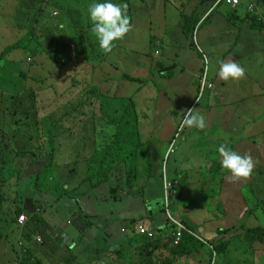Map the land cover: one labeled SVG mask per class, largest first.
Wrapping results in <instances>:
<instances>
[{
    "label": "crops",
    "instance_id": "crops-1",
    "mask_svg": "<svg viewBox=\"0 0 264 264\" xmlns=\"http://www.w3.org/2000/svg\"><path fill=\"white\" fill-rule=\"evenodd\" d=\"M245 2L243 0L240 11L246 10L247 12ZM246 12L245 14H247ZM250 18L249 15L244 25L239 27L226 20L224 16L223 19L211 24L212 18L209 17L205 20L206 22H200L201 25L199 24L197 28V30L200 28L199 39L197 41L194 39L193 43L189 39L187 47H184L186 39L181 31H179V37H176L174 42L159 33L155 38L153 51H149L148 55L141 58L142 63H145V69L152 67L154 70V75L150 78L153 86L147 88L145 83H139L140 87L138 86L139 90L136 92L137 95L141 94L143 97H154L150 99L151 104L154 106L155 103L160 112L159 116L165 117L156 126L154 119H149L153 116H143L139 127L141 134L148 144L156 142L160 134L164 136L166 142H170L187 110L195 106L202 93L200 77L204 72L205 63L198 53L199 49L202 48L209 57L210 77L215 88L214 90H206L200 103L196 105L198 106L196 111L203 115L206 120V127L204 130L188 127V136L185 141L194 145L206 141V147L215 143L208 154H199L202 157L199 158L200 164L208 162L206 170L213 173L212 178L205 179L203 177L205 173L203 165L200 167L194 165L193 169L189 168V160L196 157L197 154L195 155V153L187 158H181V153L178 154L174 160L176 163L173 161L170 164L169 172L171 171L175 176L172 178L174 182L182 188V190H178V195L172 197L171 210L175 216L179 217L186 225L191 224V229L209 241L222 238L221 231L230 229L231 233L226 236L229 240L227 243L229 247L227 248L230 249V252L226 257L218 254L216 264H264V243L257 247L249 241L255 228L262 227L264 229L260 215L257 218L256 214L253 217L249 214L251 208L261 209L260 204L264 199L258 200L257 205L253 207L250 205L251 200L245 193L246 190H260L259 186L252 182L251 177L242 181H232L231 174L222 168V158L218 153V147L221 144H226L229 147L238 140L235 138V132H238L237 128H234L235 134L229 135L226 131L231 121L236 124H243L242 117H245L243 114L245 107L239 105L237 101L243 99L261 101L260 99H262L261 96H253V91L257 85L251 82V75L256 76L252 73L251 67L258 65V61L262 60V55L259 58L251 53L256 52L254 50L255 45L258 47L257 51L264 49V45L260 40L256 41L254 38L256 32L251 35L248 31ZM243 19L244 17H240L239 20L243 21ZM160 27L158 26V29L155 30L149 24L143 33L145 34L149 30L151 33L160 32L162 30ZM177 27H179L178 29L183 28L181 24H177L175 28L170 30H175ZM238 28H242V30ZM244 46H249L250 50H247L242 56H237L239 58L236 61L245 68V77L238 81L222 80L218 76L220 62H226L234 52ZM125 62L126 60H122L119 64L124 65ZM261 65H264L263 61ZM140 72V76H142L144 72ZM258 76L262 75L258 73ZM133 91L134 89L131 90V92ZM203 100L205 101L201 105ZM233 105L237 107V113L231 115L234 112L231 111ZM234 116L238 120L234 119ZM238 121L239 123H237ZM209 129L212 130L211 133ZM167 132H170L172 136L167 138ZM259 136L261 143H264V133ZM261 146L258 148L259 150L262 149L263 146ZM201 150V148H196V151ZM164 156L165 154H156L154 158L155 169L153 167L139 168L137 182L131 190L126 187L125 181L118 183L117 177L112 180L111 184L101 185L102 181L99 178L85 177L87 172L90 174V168L85 166L78 172L75 166L70 167L69 165L67 168L69 173L65 177L64 186L71 184L69 185L71 192L73 189L76 191L70 193L71 195L68 197L65 196L62 200V197L59 198L62 196L59 192L52 195L59 189V186L48 187L50 193L46 191L44 196L54 200V202L62 201L64 211L62 214L58 212L48 213L47 219L42 218L41 213L45 211L37 199L35 200L31 196L25 199L20 197L11 199L7 198L5 194L6 201L1 206L0 211L2 229L7 233V237L12 230L13 232L18 230L19 234L17 251L15 247L11 248L10 259L12 261L9 259L10 264H23L21 258L18 260V255L27 249L42 264L209 263L212 259L211 249L199 244L200 241L196 238L185 235L180 248H176L174 245L176 229L169 222L164 210L165 189L162 177ZM255 161L256 168L253 175L259 172V176H264V153L258 154ZM172 164L173 170L170 168ZM48 166L50 167V165ZM45 167H41V172ZM214 171L217 172V177L214 176ZM39 174L28 176L22 174L20 177L26 181ZM187 176H194V178L190 180ZM124 178L125 176H123ZM56 179L63 181L61 174L55 173L52 181L54 182ZM89 179L94 180L93 184L96 188H91L90 183L92 181ZM217 179L220 180L221 184H213ZM80 180H82V185L78 187ZM117 183L118 185L114 186L115 194L112 195L111 185ZM183 183L184 187L182 186ZM185 184L188 185L187 188ZM36 186V184L30 186L33 188L32 192H37ZM208 189L216 195V197H212L217 203L212 202L208 205L207 198L202 197L201 192L204 193ZM4 193L6 192L4 191ZM194 193L201 194L200 201H197V195ZM193 196L196 197L195 201L192 199ZM182 203H185L186 206L191 203V207H184ZM17 211L21 212L19 216H26L25 227L28 226V228L23 230V226H19ZM59 217L63 218L59 219ZM37 218L42 220L43 226L35 223ZM136 225H145L151 229H157L156 239L150 241L147 237L137 233L134 230ZM68 226L74 227L75 238L67 230ZM38 227H45L46 236L50 239H55L59 237L61 232H64L71 244L64 246L63 249H61V244L59 246L55 244L52 248L48 245L38 244L35 236L42 237L36 231ZM124 228H126L125 232H123ZM32 230L35 232L32 234L36 235L32 237L31 241H28L24 237L25 233L26 231L31 233ZM1 238L4 236L2 235ZM195 239L199 242H195ZM182 246L185 247L182 249Z\"/></svg>",
    "mask_w": 264,
    "mask_h": 264
},
{
    "label": "trees",
    "instance_id": "trees-1",
    "mask_svg": "<svg viewBox=\"0 0 264 264\" xmlns=\"http://www.w3.org/2000/svg\"><path fill=\"white\" fill-rule=\"evenodd\" d=\"M9 1L10 0L3 1V3L6 4V9L3 8L5 9L3 13L5 15L7 14L6 17H9L8 14L10 11H12L10 14L12 17L15 13H19L18 9L24 3L27 5L38 4V6L35 5L39 10V13L36 15V18L39 19L36 21V23H38L39 20L43 21V18L48 12L45 11V8H47L46 3L49 0H12V6L7 4ZM118 1L119 3L123 2L124 4H128V14L132 17V22L136 21L138 23V19L141 20L139 16L140 11L148 14V17L143 25L137 26L132 23L134 25L133 31L130 32L123 40L117 41L116 46L110 54H104L102 52L99 47V42L93 33L92 34L96 39L97 46L92 45V51H90V48H87L84 42L81 40L74 41V48L69 45H63L55 39L49 45L48 40H46L45 43L37 42V45L34 42L35 30L33 28H31L30 31H27L21 39L17 40L13 38L12 40L15 41V43L8 45L5 48L0 45V94H11L13 98L18 95V93L22 94L26 92L31 98L28 99V105L22 109L21 117H18V114L21 113V108L19 105L16 110H7L6 112L3 111V105H1L0 122L3 120L4 124L9 126L15 125V127H19L20 130L23 131L30 130L32 132V129L34 130V135H32L29 140H24L21 138L22 133H16L13 128H10V133L7 134L4 131V125H2V123L0 124V164L2 163L4 167L6 166L4 170L0 167V211L1 206L6 201L3 187L6 185V182L9 181V177H11L9 174H11L13 177H17V179L20 180L22 172L39 159H45L48 165L54 166L56 163V157L58 156V164L65 163V157L71 156V154L65 153V151L68 150V148L65 146V141L69 140L70 137L77 138V142L73 141L71 142V145L75 151L79 152V155H75V158L77 159V165L75 167L77 168L78 172L85 168V166L88 168L91 166L93 168L92 175L87 172L85 177L95 178V170H97L99 176H101V178L98 177L99 180L102 181L101 185L111 183L112 179H114L112 174H114L115 169L112 160H110L112 148H106L102 144H96V137L104 135V132L98 133L99 130H97V127L101 125H97L96 123H111L118 125L120 120L116 117L120 111L123 113V119H130L131 117L138 116L139 114H126L124 113L123 109H120L119 105L118 107L102 111L103 107L99 105L103 103L104 100L118 99V89L120 87H125L129 89L130 92L132 89H134V91L137 92L139 90L138 86L133 85L138 83H145L144 85H147L146 82L148 79H150L148 76L154 75V70L152 67L145 69V63H142L141 58L144 55H148L149 51H153L155 47V38L159 33L163 34L164 36L168 37L170 41L174 42V39L179 37V31H181V34H184L186 39V45H184V47H187L189 39L192 40V43L194 42V34L196 33L200 22L203 21L205 15H207L211 9L214 8V12L220 9V7L223 5L222 4L216 8V4L219 0H188L190 1L189 4L194 3L192 8L194 13L192 12L193 14L191 13V17L187 18V15L181 11L182 5H184L183 11L185 10V7L190 5L184 4L182 0L179 1V7L168 0H164L162 2L163 11L159 14H153L155 8L158 5L152 7L149 3H145L144 1H139L138 4L135 1L132 3L130 0ZM89 2L92 4L93 2H105V0H90ZM143 4H146L147 7H143ZM0 6H2V0H0ZM53 9L56 10L54 5ZM60 9L68 16V18H71L73 12H75L79 19L77 21L78 27L82 26V16L77 9L65 10V6L63 4H61ZM176 10L179 13H182L180 21H178L177 15L172 17L169 16L170 12L176 14ZM237 12L229 8L227 14H223V16L225 18L233 17L234 21H236V23L233 24L241 27L244 25L245 21L239 20L240 17L237 15ZM88 15H90L89 11ZM155 15H158L160 18V28L162 30H160V32H152L150 39L147 38L148 46L147 49L142 53L141 58L135 57L140 54L134 46L141 45V40L146 34L145 33L143 35V31L135 28L142 27V29H145L147 25L149 26L151 17L156 19ZM212 16L213 13L209 17L212 18ZM246 16L248 18L249 15L246 14ZM4 19L7 20V18ZM24 20L28 19L24 18ZM30 21L33 22L32 18H30ZM177 24H181L183 28L178 29L179 27H177L175 30H170L175 28ZM57 26L60 28L61 23L57 24ZM87 27L89 31H91L93 25H88ZM238 29L242 30V28ZM85 30V27L83 30L80 29L81 34L85 32ZM248 31L251 35L253 32H256L254 38L256 41L260 40L264 45V24L259 23L257 17L250 18ZM199 35L200 28L197 30V39H199ZM160 39L162 38L160 37ZM255 46L256 47L254 50L257 51L258 47L257 45ZM29 47L31 48L30 54L25 52V50ZM149 47H151V49H149ZM247 50H250L249 46H244L234 52V54L229 59H232L236 62V60L239 58L237 56L244 55ZM262 51V60L258 61V65H252L251 67L252 73L254 75L258 76V73H260L262 76L256 77L250 73L251 82L257 85L253 91V96L258 95L261 96L262 99H260L261 101L248 99L237 101L239 105H243L245 107V111H243L245 117H242L243 124H236L234 121H231V118V124H229L227 127L228 129H226L229 135L236 133L235 138L238 140L234 143V145H229V147L234 151H240V154L264 153V147H262L260 144H257L255 140L257 136H259L261 133H264V65H261L262 61L264 64V49H262ZM91 52H93V54H91ZM15 53H17V56H21L22 58H43L39 62H35L34 60L31 63V66H33L35 62L37 67L39 66L42 68V70H40L42 73L35 74V70L28 69V67L23 64L25 60H17L18 58H15ZM43 54L47 57L43 56ZM7 57L9 60H7ZM92 60L96 61L94 62L95 64L89 63ZM122 60H126L124 65L119 64V62ZM137 64L140 65V68ZM159 66L162 67L161 64H159ZM63 68H66L67 71L64 72L61 70ZM139 69L140 71L144 72L142 76H140L141 72ZM29 75L31 76L32 82L27 86V83L24 84V81L29 77ZM63 82H65V84ZM120 100H122V97ZM17 110L18 112H16ZM232 110L234 112L231 115H234L235 112L237 113V107L234 105L231 107V111ZM159 117L161 118V122L165 118L164 116ZM233 118L237 119L235 116ZM87 119H89V121H86ZM85 121L86 124H84ZM250 121L254 122L250 123ZM248 124L253 126L250 131L251 133L247 131ZM155 125L157 126L158 124ZM77 128H79V131H76ZM234 128H237L238 132L234 133ZM36 137L38 138L36 139ZM118 137L121 140L126 141L123 142L124 147L129 152L128 149H131L132 146L131 134L126 133L121 128L118 132ZM260 146L262 149L259 150L258 148ZM3 148L9 149L13 152V154H9L10 158H2ZM63 151L65 154H62ZM178 151L179 148L176 154ZM22 161H26V164L20 167ZM69 165L70 164L67 163V166ZM9 169L12 170L10 171ZM89 180L92 181V183H90L92 186L91 188H94V180ZM118 182L121 183V181ZM131 182V179L127 181V183ZM69 185L71 184H67V186ZM81 185L82 180H80L78 187H81ZM67 186L63 187L64 194H61L62 196H59V198L63 196L68 197V195H71L72 192L76 191L73 189L71 192V187L69 186V189ZM9 188L12 189L10 186ZM20 213V211L16 212L17 218ZM249 214L253 217L255 211L251 210ZM35 223L43 226L42 220L39 218H37ZM26 228H28V226L25 227L24 225L22 227L23 230ZM38 229H36V231L39 232L43 238L42 245H48V247L52 248V246L55 244L58 246L61 244V249H63L64 246L71 244L68 236L67 239H65L64 232H61L59 237L50 239L46 236L45 227H38ZM33 232V230L31 233L26 231L24 237L28 241H31L32 237L36 235L32 234ZM230 233V229L222 230V238H217L214 241L204 239L207 244H202L203 242L201 243V240H199L200 242L196 239L194 241L199 242V244L202 246L209 247L212 254V245L214 244L215 250L218 252V254H220L222 257H226L230 252V249L227 248L229 247L227 244L229 240L226 238V236ZM201 239H203V237H201ZM249 241L255 246L260 247L261 244L264 243V229L262 227L255 228ZM183 247L185 246H182V249ZM32 256L33 255L31 254V251L27 249L24 250L22 254L18 255V260L21 258V262H23V264H42L37 259H35L34 256Z\"/></svg>",
    "mask_w": 264,
    "mask_h": 264
},
{
    "label": "rangeland",
    "instance_id": "rangeland-1",
    "mask_svg": "<svg viewBox=\"0 0 264 264\" xmlns=\"http://www.w3.org/2000/svg\"><path fill=\"white\" fill-rule=\"evenodd\" d=\"M2 0V6H0V45L3 46L4 48L8 45H11L13 43H15V41H13L12 39L15 38L17 40L21 39L24 34L27 31H30L31 28H33L35 30V38H34V42L35 44H37V42H43L45 43L46 40H48V45L53 42V40H58L61 44L66 45V46H71L72 48H74L75 44L74 41H83L84 44L86 45L87 48H90V51H92L91 46L92 45H96L97 46V42L95 37L93 36L92 32L89 31L88 29V25H93L92 21L90 20V15H88V9H89V5L91 4L89 1L90 0H50L46 3L47 8H45V11L47 12L45 17L42 20H39L38 23H36V21L39 18H36V15L39 13V10L37 9L38 4L35 5H27L26 3H24L22 6H20L19 13H15L14 16L12 17L10 14L12 13V11L9 12V17H6V15L3 13L4 10L6 9V4L3 3ZM138 2L139 1H144L145 3H149L152 7L158 5L155 8V11L153 14H159L160 12L163 11V7H162V2L164 0H130V2ZM172 3H174L175 5L178 6L179 1L180 0H168ZM184 2V4L188 5L190 3V1L188 0H182ZM197 1V0H196ZM246 1V0H245ZM111 2L115 3V4H119V1L116 0H111ZM8 5L12 6L13 5V1L10 0L9 3H7ZM61 4H63L65 6V10H73V9H77L82 16V26L78 27L77 25V21L78 16L76 15L75 12H73L72 17L68 18V16L62 12V10L60 9ZM248 5V2L246 1L244 3V5ZM55 6V9L57 10H51L52 6ZM190 6L185 7V10L183 11V7L184 5H182V13L184 12L185 15H187L188 17H191V15L194 13L192 11L193 5L194 3L189 4ZM143 7H147L146 4H143ZM179 7V6H178ZM5 8V9H3ZM9 8V7H8ZM229 6L227 5L226 2H224L223 6L220 7V9L216 10L213 12V16L211 19V24L216 23L217 21H219L220 19H223V14L226 15L227 12L229 11ZM58 10L61 13L58 14V16L56 14H53L55 11L58 12ZM180 11V12H181ZM193 12V13H192ZM245 12L246 10H242L238 11V15L240 17H244L245 16ZM59 13V12H58ZM182 13H179L176 10V14L170 12L169 16H176L178 18V21H180V17H182ZM192 13V14H191ZM139 16L141 18L138 19V23L136 21L132 22L134 25H143L148 17V14L143 13V12H139ZM56 17V18H55ZM131 17V16H130ZM156 19H153L152 17L150 18V27H154L155 30L158 29V26H160V18L158 15H155ZM4 18H7L4 19ZM24 18H27L28 20H24ZM30 18H32V21H30ZM132 18V17H131ZM226 20H229L232 23H236V21H234L233 17L230 18H225ZM42 21V22H41ZM61 26L60 28L57 26V24H60ZM141 23V24H140ZM18 24V26H17ZM86 28L85 32H83L81 34L80 29L83 30L84 27ZM80 28V29H79ZM135 29H139L141 31H143L144 29H142V27H136ZM37 32V33H36ZM142 34L144 35V33L142 32ZM151 31L149 30L146 34L145 37H143V39L141 40V45H135V49H137V51L139 52L140 55L135 56L138 58H141L142 53L147 49L148 46V42H147V38L150 39V35H151ZM42 37V41L41 38ZM96 42V43H95ZM38 45V44H37ZM30 47L27 48L25 50V52H27L28 54H30ZM49 50V49H47ZM51 51V50H49ZM67 51V50H66ZM262 49L260 51H256L253 52L251 54H253V56L259 57L261 58V53H262ZM91 54H93V52H91ZM43 56L47 57L46 55L43 54ZM15 58H18L17 60L20 59H24V63L28 69L31 70H35L34 73L35 74H40L42 73L40 70H42V68H40L39 66L37 67V65H35V62H39L40 60H42L43 58H39V57H28V58H22L21 56H17V53H15ZM74 59V58H73ZM262 59V58H261ZM7 60H9V58L7 57ZM34 62L33 66H31V63ZM46 60V59H45ZM138 61V60H137ZM94 62L96 61H91L89 62L90 64H95ZM138 67H140L139 64H137ZM37 68V69H36ZM64 72L67 71L66 68L61 69ZM45 73V72H44ZM152 76L149 75L148 78H151ZM31 81V76L29 75V77L24 81V84L27 83L30 84ZM65 84V82H63ZM147 88H150L152 85L150 79L147 80ZM133 86H139L140 84H135ZM145 87V86H144ZM146 89V88H145ZM23 92V91H22ZM119 92V98L118 99H114V100H104L103 103H101L99 106H102V111L110 109V108H115L118 107V105L120 106V109L124 110V113L126 114H133V113H138V116H134L131 117L130 119L128 118H122V111H120V113H118L117 115V119L120 120L119 124H111V123H96L97 125H101L97 127V130H99L98 133L100 132H104L103 136H97L96 137V144H102L104 147L106 148H116L118 149V154H131V152L135 151L138 149L139 147V155L136 157L137 160H140L142 162V165L145 167H153L155 169V162H154V158L156 157V154H166L167 150L170 147L171 141L170 142H166L164 139V136L162 134H160L157 137L156 142H152L149 143L147 142V140L144 138L143 135L139 134V130H140V125H141V120L143 118V116H153V117H149V119H154V124H157L158 122L161 121V118L159 117V110L156 107L155 103L154 106L151 104V98L154 97H143V95H137V93L135 91L130 92L129 89L125 88V87H120L118 89ZM5 93V92H4ZM122 97V100H120V98ZM28 99H31L30 96L24 92L22 94L16 95L15 97L12 98L11 94H0V107L1 105H3V111H13L16 110L18 105L21 108V113L18 114V117H21L22 114V109L28 105ZM205 100L202 101L201 105L204 103ZM148 108V110H147ZM1 109V108H0ZM18 112V110L16 111ZM116 115V114H115ZM150 123H152V121L149 120ZM254 121H250V123H253ZM2 123V125H4V131L5 133L9 134L10 133V128H13V130L16 131V133H22L21 134V138L24 140H29L31 138L32 135H34V130L32 129V132L30 130H20L19 127H15V125L13 126H9L7 124L0 122V124ZM239 123V121L237 122ZM86 124V123H84ZM83 126V125H82ZM1 128V125H0ZM122 128L123 131H125L128 134H131V141H132V146L131 149H128L129 152L127 151V149L124 147V141L125 140H121L119 137L113 138L109 135H111L112 133H116L118 134V132L120 131V129ZM152 128L154 129V126L152 125ZM253 128V126L249 125L247 128V131L249 133H251V129ZM28 129V128H27ZM12 130V131H13ZM11 131V133H12ZM76 131H79V128H77ZM26 132V133H25ZM209 132L211 133L212 130L209 129ZM109 134V135H108ZM172 134L170 132L166 133V137L169 138L171 137ZM38 137H36L37 139ZM250 138V137H249ZM1 139V136H0ZM183 140H185V138H182ZM261 137L258 136L255 138L257 144H260L264 147V143H261ZM69 141V142H66ZM65 141V146L68 148L67 151H65L66 154H71V156H66L65 163H59V158L58 156L56 157V163L54 166H47L42 170L41 174L39 175H35L33 176L31 179H28L25 181V179H21L18 180L17 177H13L11 174H9L11 177H9V181L6 182V185L3 187V190L6 192V196L7 198H11V199H15L17 197H20L22 199H25L26 197H33L35 200L37 199V201H39L42 206H43V211L41 213L42 218L47 219V214L48 213H55L58 212L59 214H62V212L64 211L63 209V204L62 201H55L50 199V198H46L44 196V193L47 191L48 193H50L48 191V187H53V186H59V189L55 192L52 193V195L56 194L59 192V194H63V187H64V180L65 177L67 176L68 170L67 168H69V166H67V163L70 164V167L72 166H76L77 165V159L75 158V155H79L78 151H75L73 146L71 145V142L76 141L77 142V138H73L70 137L69 140ZM126 142V141H125ZM206 141L202 142V143H198L197 145L192 144L191 142H178V146L179 147V151L178 153L170 160L169 166L170 164L175 160L176 156L178 154H180L181 158H187L188 156H191L192 153H195L196 157L194 158H190L189 160V168L193 169L195 166L197 165V167H200L203 165V168L205 169V173L203 175V177L205 179H211L213 173L207 169V161L204 163L200 164L199 158H202L199 154H208L210 149H212L215 145V143H212L209 145V147H206L207 145H205ZM199 145V146H198ZM130 146V145H129ZM196 148H201V151H196ZM64 151L62 152V154H65ZM2 158H10L9 154H13V152L9 149H2ZM7 157H6V155ZM114 154V153H111ZM143 154H153V155H145L143 157ZM253 156V159L255 161V158L258 154H251ZM193 156V155H192ZM11 161V159H10ZM148 162L150 163L151 166H148ZM256 162V161H255ZM173 163H176L175 161ZM26 164L25 162H22L20 167H22V165ZM3 168V170L5 169V167L2 165V163L0 164ZM89 165V164H88ZM90 166V165H89ZM91 171H90V175H92V171L93 168L90 166ZM173 170V164L170 167ZM256 168V166H255ZM182 169V168H181ZM10 171L12 169H9ZM7 171V170H6ZM255 171V169H254ZM253 171V172H254ZM8 172V171H7ZM55 173L57 174H61L63 181L60 179H56L54 182L52 181V177L55 175ZM169 177L175 178V176L172 174V172H168ZM214 176L217 177V172L214 171ZM74 177V176H73ZM190 178V180H192L194 178V176H187ZM98 178V177H95ZM252 178V182H255V184H257L259 186L260 190H246V195L249 198L250 201V205L251 206H256L258 200H263L264 199V191H263V187H264V176L261 175L259 176V172L255 175L252 174L251 176ZM37 185L36 186V190L37 192H32L33 188H30V186L33 185ZM213 184H221L220 180L217 179V181L213 182ZM9 186L12 188L10 189ZM182 186L184 187V183L182 184ZM185 187L187 188L188 185L185 184ZM30 189V191H29ZM179 190H182L181 186L178 188ZM195 195H197V198L195 196L192 197V199L195 201V198L197 199V201L201 200L200 195L202 194L203 198H207V202L208 205H210L212 202L217 203V201L212 197L216 195L211 192L209 189L202 193H194ZM65 197H62V200H64ZM182 205L184 207H191V203L189 206H186L185 203ZM260 208L261 209H253L252 210L255 211V214L258 218V216L260 215V218L262 219V223L264 226V201L260 204ZM63 217H59V219H62ZM67 230L69 231L70 234H72L73 238H75L74 235V227L72 226H68ZM0 264H10L9 259L11 258V252H12V247L16 248V251L18 249V230H15L13 232V230L11 231V234L8 235L7 237V233L5 232L4 229H2V222H0ZM13 232V233H12ZM4 236V238H1V236ZM24 241V240H23ZM10 261H12V259H10Z\"/></svg>",
    "mask_w": 264,
    "mask_h": 264
},
{
    "label": "clouds",
    "instance_id": "clouds-1",
    "mask_svg": "<svg viewBox=\"0 0 264 264\" xmlns=\"http://www.w3.org/2000/svg\"><path fill=\"white\" fill-rule=\"evenodd\" d=\"M237 1H238V4L233 6L229 4L227 0H219L216 4V8L224 4V2H226L227 5L230 7V9L237 12L241 8L243 0H237ZM246 1L248 2L246 13L250 15L251 18L257 17L258 22L261 24H264L263 0H246ZM51 9H53V6L51 7ZM213 9H211V11H209V13L205 15L201 23H203L205 20L209 18V16H211V14L213 13ZM88 11L90 14V20L92 21V24H93V27L91 28V32L96 36L99 42V47L104 54H110L113 51L114 47L116 46V42L123 40L130 32L133 31L134 25L132 24V19L128 14V4L126 3L124 4L122 2L119 4H115L111 2V0H105V2H93L92 4L89 5ZM58 12L55 11L53 14H56L58 16V14H61L59 10ZM237 15H238V12H237ZM246 20H247V16L245 14L243 21H246ZM196 33H195L196 36H194L195 41L198 40ZM198 53L201 55L205 63L204 72L202 76L200 77L202 93L200 95V98L196 102L195 106L187 110L185 117L182 119L181 123L177 126L175 134L172 137L170 147L164 156V160L162 161L163 163L162 177H163V184H164V189H165L164 210H165V214L169 222L176 229V234L174 238V245L176 248L181 247L185 235H190L193 238H196L197 240H201V242H203L204 244H207V242L204 241V238L201 239V236H199L197 232L191 229V224L188 223L189 225L187 224L188 225L187 226L179 217L173 214L171 210L172 209V197L174 195H178L179 185L176 184L174 180L171 179L168 175V172H169L168 162H170V160L176 155V152L179 148L178 143H177L175 153L170 154L169 150L172 147L174 141L176 140V135L180 132V130H183L182 137L179 140V142H185V140H183L182 138L187 139L188 127L189 128L195 127L200 130H204L206 127V120L204 116L201 115L198 111H195L198 107L196 105L200 103L206 90H211V89L214 90L215 85L211 82V77H210L211 66H210L209 57L207 56V54L204 52L202 48L199 49ZM157 54H160V52H157ZM245 75H246V70L244 67L241 66L239 62L237 61L235 62L232 59H229L227 62H224V61L220 62L218 76L222 80L238 81V80L243 79ZM210 85H212V87H210ZM139 134L142 135L141 130H139ZM109 136L116 138L118 137V134L112 133ZM139 147L137 150L131 152V154H118V149L116 148H112V151H111V153H114V154H111L112 159L110 158V160H112L115 166L114 174L112 175L114 176V179L117 177V180H116L117 182L121 181L122 183L123 181H125V185L129 190H131L134 184L137 182L136 179L138 176L139 168L145 167V165L144 166L142 165V162L140 160L136 159V157L139 155ZM218 153H219V156L222 158L221 159L222 168L226 169L231 174L232 181L234 182L242 181V180L249 179L252 176L253 171L256 166V162L254 161L253 156L250 153L240 154L239 152L232 150L226 144H221L218 147ZM145 155L146 154H143V157ZM22 162L26 163V161H22ZM39 162L40 163L42 162L43 165L41 163V165L38 166L39 171L34 173V174H39L41 172V167H45V165H47V162L45 159L36 160L33 164L28 166L23 172L25 173L30 167L34 166L35 164ZM149 166H151L150 163H149ZM0 167L2 168L1 165ZM95 171H96V174L94 177L101 178V176H99L98 174V171L97 170ZM23 172L22 174H24ZM123 176H125L124 179H123ZM130 179L132 180V182L127 183V181H129ZM118 183L116 185H111L112 195L115 194L114 186H117ZM18 218H17V222H18ZM173 220L178 221L185 228L180 245L175 244L176 239H177V234L179 232V226L175 224ZM25 223L23 225H20V223L18 222L19 226H24ZM142 227H146V226L136 225L134 226V230L137 233L141 234L140 228ZM146 228H148L149 231H152L155 234V236L153 238H150L147 235H144V234H141V235L147 237L150 241L155 240L157 236V229H151L149 227H146ZM124 230L126 231V228L123 229V232H125ZM35 237H36V242L38 244L43 243L42 237H40L42 241L41 243L37 241L38 236H35ZM65 239H67V234H65ZM212 250H213V254H212V260L209 262L210 264L213 262L215 257H216V262L218 259V252L215 250L214 245H212Z\"/></svg>",
    "mask_w": 264,
    "mask_h": 264
},
{
    "label": "built area",
    "instance_id": "built-area-1",
    "mask_svg": "<svg viewBox=\"0 0 264 264\" xmlns=\"http://www.w3.org/2000/svg\"><path fill=\"white\" fill-rule=\"evenodd\" d=\"M227 1H228L229 4H231V5H233V6H235V5L238 4V1H237V0H227ZM205 85H206V84H205ZM210 87H212V85H210ZM182 132H183V130H180V132L176 135V140L174 141L172 147H171L170 150H169L170 154H171V153H175L176 145H177V143L179 142V140H180L181 137H182ZM25 221H26V217H25L24 215L19 216V218H18V222L20 223V225H23V224L25 223ZM173 222L179 226V232H178V234H177V239H176L175 244H176V245H180L185 228H184V226L181 225L178 221L173 220ZM124 231H125V230H124ZM140 233H141V234H144V235H147V236H149L150 238H153V237L155 236V234H154L152 231H149V229L146 228V227H142V228H140ZM37 241H38L39 243L42 242L40 237L37 238ZM209 264H210V263H209ZM211 264H216V257H215V259L213 260V262H212Z\"/></svg>",
    "mask_w": 264,
    "mask_h": 264
},
{
    "label": "water",
    "instance_id": "water-1",
    "mask_svg": "<svg viewBox=\"0 0 264 264\" xmlns=\"http://www.w3.org/2000/svg\"><path fill=\"white\" fill-rule=\"evenodd\" d=\"M41 163L39 162V163L35 164L34 166L30 167L24 174L28 176V175H33L35 172H38L39 171L38 166H40ZM42 165H43V163H42Z\"/></svg>",
    "mask_w": 264,
    "mask_h": 264
}]
</instances>
